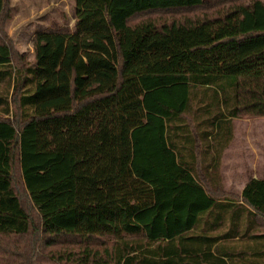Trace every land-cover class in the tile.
I'll return each instance as SVG.
<instances>
[{
    "label": "trees",
    "instance_id": "trees-1",
    "mask_svg": "<svg viewBox=\"0 0 264 264\" xmlns=\"http://www.w3.org/2000/svg\"><path fill=\"white\" fill-rule=\"evenodd\" d=\"M210 1L75 0L17 64L0 0V264H264V177L186 160L264 117V0Z\"/></svg>",
    "mask_w": 264,
    "mask_h": 264
},
{
    "label": "crops",
    "instance_id": "crops-1",
    "mask_svg": "<svg viewBox=\"0 0 264 264\" xmlns=\"http://www.w3.org/2000/svg\"><path fill=\"white\" fill-rule=\"evenodd\" d=\"M231 123L233 139L223 150L220 159L218 151L209 146V142L213 140L208 137L201 147L190 146L193 152L187 151L186 160L193 171L218 172L224 191L241 196L251 179L264 177V117L233 119ZM213 186L216 187L215 184ZM208 223L202 217L194 234L207 233L204 229Z\"/></svg>",
    "mask_w": 264,
    "mask_h": 264
},
{
    "label": "rangeland",
    "instance_id": "rangeland-1",
    "mask_svg": "<svg viewBox=\"0 0 264 264\" xmlns=\"http://www.w3.org/2000/svg\"><path fill=\"white\" fill-rule=\"evenodd\" d=\"M232 2H234V0H211L206 5L205 10L207 11L202 13L215 15L217 12H221L231 6L233 4ZM222 3H224L223 6ZM193 14H195V12ZM171 16L172 15H163L157 16V18L162 22ZM74 21L75 0H9L8 13L6 17H4L2 26L3 32L7 34V37H10V42L15 54L14 63L16 60V63L20 64V57L22 56L26 60L25 63L33 62L34 52L32 41L37 32L54 27L55 25L59 27L67 25L73 28ZM14 41H16L17 45ZM248 118L252 117L240 119ZM16 183L18 185L17 188L22 192L23 190L19 186V180H17ZM24 199L33 216L36 217V212L31 208L27 196H25ZM109 243V248H113L112 242L109 241ZM76 252L77 251L67 250L62 259L57 257L59 254L52 258L56 264H73L75 259L79 260L76 255H71Z\"/></svg>",
    "mask_w": 264,
    "mask_h": 264
}]
</instances>
